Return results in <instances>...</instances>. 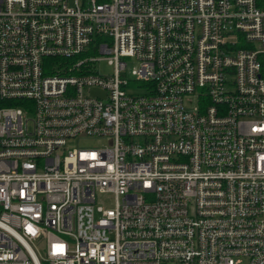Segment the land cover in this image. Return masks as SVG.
I'll return each mask as SVG.
<instances>
[{
  "label": "built area",
  "instance_id": "obj_1",
  "mask_svg": "<svg viewBox=\"0 0 264 264\" xmlns=\"http://www.w3.org/2000/svg\"><path fill=\"white\" fill-rule=\"evenodd\" d=\"M72 1L0 0V264H264V0Z\"/></svg>",
  "mask_w": 264,
  "mask_h": 264
},
{
  "label": "rangeland",
  "instance_id": "obj_2",
  "mask_svg": "<svg viewBox=\"0 0 264 264\" xmlns=\"http://www.w3.org/2000/svg\"><path fill=\"white\" fill-rule=\"evenodd\" d=\"M72 0H69V5H72ZM135 64L131 61H128L126 64V72L130 76L131 71L134 69ZM94 69L97 70L99 74L102 75H110L112 73V68L110 65L107 64L106 61H100L96 64H94ZM71 146H76L75 143H70ZM83 147L87 148H98L101 146H105L104 142H96V141H85L81 143ZM77 147V146H76ZM97 204L101 205V208H106V207H111L112 206V201L107 199V197H101L100 199L97 200ZM96 208V207H95ZM99 218V214L97 211H94V220H97Z\"/></svg>",
  "mask_w": 264,
  "mask_h": 264
},
{
  "label": "water",
  "instance_id": "obj_3",
  "mask_svg": "<svg viewBox=\"0 0 264 264\" xmlns=\"http://www.w3.org/2000/svg\"><path fill=\"white\" fill-rule=\"evenodd\" d=\"M90 95L95 96V97H99V98H103V93H100L99 91H96L94 89L90 90Z\"/></svg>",
  "mask_w": 264,
  "mask_h": 264
}]
</instances>
